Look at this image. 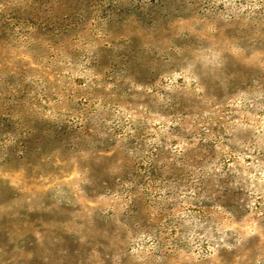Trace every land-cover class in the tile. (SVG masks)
Returning a JSON list of instances; mask_svg holds the SVG:
<instances>
[{"label": "rangeland", "instance_id": "1", "mask_svg": "<svg viewBox=\"0 0 264 264\" xmlns=\"http://www.w3.org/2000/svg\"><path fill=\"white\" fill-rule=\"evenodd\" d=\"M0 264H264V0H0Z\"/></svg>", "mask_w": 264, "mask_h": 264}]
</instances>
